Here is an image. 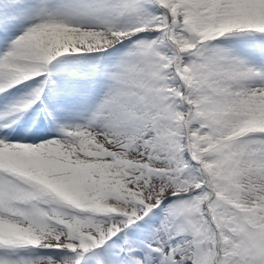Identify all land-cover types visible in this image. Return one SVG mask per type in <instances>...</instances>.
<instances>
[{
    "label": "snow or ice",
    "instance_id": "1",
    "mask_svg": "<svg viewBox=\"0 0 264 264\" xmlns=\"http://www.w3.org/2000/svg\"><path fill=\"white\" fill-rule=\"evenodd\" d=\"M21 24L0 50V94L27 89L0 114V264H264V39L225 42L264 38V0H0V33ZM93 54L57 88L54 63ZM96 89L83 123L10 138L46 92L55 120Z\"/></svg>",
    "mask_w": 264,
    "mask_h": 264
},
{
    "label": "rangeland",
    "instance_id": "2",
    "mask_svg": "<svg viewBox=\"0 0 264 264\" xmlns=\"http://www.w3.org/2000/svg\"><path fill=\"white\" fill-rule=\"evenodd\" d=\"M21 27L23 25H17L15 28L11 29L8 33H0V50H3L6 38H11L14 35L18 34ZM235 39V38H232ZM250 40V39H247ZM255 42H242L240 44H236L237 50H246L250 46H254ZM229 45L232 42L228 43ZM102 55V54H100ZM107 58L101 59L99 55L93 54L88 57H69L52 65V80L55 81L57 88L61 84L65 86H70L72 80H80L81 76L72 75V74H84L88 73L91 70V66L95 63L103 64L105 63ZM82 90L84 92H91L95 85L90 81L82 80ZM27 91L24 88H15L9 89L7 94H0V114H2L6 110V106L21 96L23 92ZM103 89H96L95 94L91 95L88 99V103L83 106L77 108H70L61 113L54 114L56 115L55 120L49 116V112H52V103L53 100L51 98V91L46 92L44 96H42L41 101L37 104L33 105L29 112L24 113L18 123L13 124L11 128L7 129L8 132L12 133L11 139H24V133L22 129L26 127L35 128L37 124H41L39 138L48 139L52 136L58 134V129L61 125L68 126L76 123H83V117L87 115V112L90 110V107L94 105L96 100L100 98V94ZM40 109V110H39ZM40 116V118H39ZM39 118V119H38ZM26 142H34L31 138H28ZM153 227L159 223V217H154Z\"/></svg>",
    "mask_w": 264,
    "mask_h": 264
},
{
    "label": "trees",
    "instance_id": "3",
    "mask_svg": "<svg viewBox=\"0 0 264 264\" xmlns=\"http://www.w3.org/2000/svg\"><path fill=\"white\" fill-rule=\"evenodd\" d=\"M247 39H251V41H255V40H261V39H264V38H261V37H236L235 39H232V38H229L227 41H225L226 43H230L232 42V44H230V46H236V44H240L242 42H245L247 41ZM155 221L152 219L150 221V223L152 224L153 226V223Z\"/></svg>",
    "mask_w": 264,
    "mask_h": 264
}]
</instances>
